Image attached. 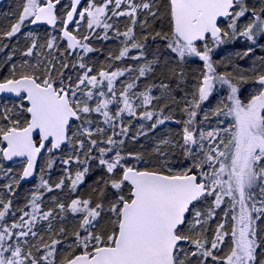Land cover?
I'll list each match as a JSON object with an SVG mask.
<instances>
[{"label":"snow or ice","instance_id":"6c2138e0","mask_svg":"<svg viewBox=\"0 0 264 264\" xmlns=\"http://www.w3.org/2000/svg\"><path fill=\"white\" fill-rule=\"evenodd\" d=\"M0 264H264V0L0 12Z\"/></svg>","mask_w":264,"mask_h":264},{"label":"trees","instance_id":"16d2710c","mask_svg":"<svg viewBox=\"0 0 264 264\" xmlns=\"http://www.w3.org/2000/svg\"><path fill=\"white\" fill-rule=\"evenodd\" d=\"M14 3V0H0V12L9 10V6Z\"/></svg>","mask_w":264,"mask_h":264}]
</instances>
